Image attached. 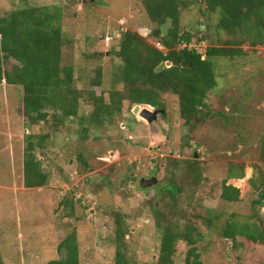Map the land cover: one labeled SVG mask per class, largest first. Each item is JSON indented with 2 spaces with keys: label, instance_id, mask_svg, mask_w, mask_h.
I'll return each instance as SVG.
<instances>
[{
  "label": "rangeland",
  "instance_id": "1",
  "mask_svg": "<svg viewBox=\"0 0 264 264\" xmlns=\"http://www.w3.org/2000/svg\"><path fill=\"white\" fill-rule=\"evenodd\" d=\"M64 1L29 0L28 4L62 10V30L70 42L63 49V64L74 66L77 87L84 96L78 116L67 120L58 132L51 123L26 128L22 87L0 84V264H46L58 258L57 246L71 230L77 233L80 264H114L117 217L126 231L122 245L126 260L130 264H156L161 233L155 228L149 206L160 195L164 206L161 200L156 206L172 215L171 208L167 212L165 207L170 199L162 190L169 186L171 174L176 185L184 183L181 166H175L173 160H199L206 178H223L231 164L241 163L246 173L249 169L254 173L253 166L264 173V45L244 44L242 57L216 60L217 87L205 100L211 116L195 129L179 123L176 98L164 95L165 114L153 124L134 114L135 106L130 112L114 114L102 126L90 127L83 136L79 134V119L94 111L87 93L95 91L102 96L112 89L120 62L108 51L117 45L121 34L143 32L140 36L148 44L161 45L151 34L157 28L149 23L141 0ZM23 4V0H0V17ZM203 10L204 5L199 4L182 13L181 33H191L195 41L206 36V48L230 41L232 37L216 29L217 16L203 17ZM192 46L204 52L198 44ZM96 52L107 53L102 58L88 57ZM99 68L103 86L92 87ZM44 135L48 136L44 147H36L34 155L48 182L42 188L28 189L24 186L26 139L32 136L37 142L38 136ZM150 176L157 178L158 184L140 188L139 181ZM186 182L188 186L177 195L175 214L183 210L189 216L200 215L197 195L209 185ZM252 199L250 191L242 204L205 203L221 214V219L213 230L200 225L203 240L197 247L203 264H264V245L240 241L241 236L252 234L251 227L257 229L256 220H245L251 214ZM65 203L74 206V213ZM231 213L236 216L234 223L230 222ZM173 220L178 227L186 223L179 216ZM229 224L239 234L234 245L223 237ZM172 259L174 264H185L184 253L177 252Z\"/></svg>",
  "mask_w": 264,
  "mask_h": 264
},
{
  "label": "trees",
  "instance_id": "2",
  "mask_svg": "<svg viewBox=\"0 0 264 264\" xmlns=\"http://www.w3.org/2000/svg\"><path fill=\"white\" fill-rule=\"evenodd\" d=\"M28 1L23 0L21 8L0 17V84L22 87L26 128L43 127L51 123L53 131L58 132L67 120L78 116L79 103L84 96L77 87L74 66L63 64V49L70 42L62 30V10L59 7L32 6ZM199 4L204 5L201 12L203 17L217 16L216 29L232 37L230 41L222 46L207 47L204 52L195 47L190 48L192 43H205L207 37L202 36L195 41L191 33H181L180 19L184 11ZM141 5L149 23L155 28L171 19L172 28L168 35L154 37L164 50L148 44L137 32L126 31L121 34L117 45L108 51L109 55L120 62L113 76L112 89L103 94L107 95L108 100L103 95L98 96L95 91L87 93L94 111L79 119L80 135L85 136L90 127L102 126L114 114L130 112L135 106L163 110L164 95L176 98L179 123L191 130L195 129L211 116L206 109L205 100L217 87L216 60L242 57L244 52L241 47L244 44L250 47L264 45V0H141ZM106 53L96 52L88 57L102 58ZM166 62H177L180 66L165 68L160 73L155 71L160 64ZM91 86H103L100 68L96 71ZM85 123L88 125L84 126ZM47 137L38 136L37 142L32 136L26 139L24 186L28 189L42 188L48 182V176L34 155L36 147H44ZM172 163L181 166V179H184L183 186L176 185L177 180L171 174L169 186L162 190L170 199L165 207L167 212L171 208L172 215L164 213V207L161 209L156 206L155 203L159 200L164 206V198L160 195L149 206L155 228L161 233L156 264H174L172 258L177 252L184 253L185 264H203L197 247L203 240L200 225L213 230L219 220L214 215L215 209L206 207L205 203L217 206L221 202H239L240 190L227 186V181L231 178H244L246 166L243 163L235 166L231 164L225 178H206L204 165L199 160H173ZM253 167L254 176L249 183L255 194L252 207L254 212H258L257 208L264 205V173L259 167ZM186 181L194 186L202 185V182L205 183L204 186L206 183L209 185L207 191L205 189L197 195V204L202 210L200 215L189 216L183 210H178L175 214L174 209L178 208L177 195L183 187L188 186ZM65 207L71 210V214L74 213L72 204L65 203ZM175 216L186 223L178 227L177 223L171 222ZM254 217L257 218L256 234L249 239L254 244L263 246L264 219L257 215ZM125 234L124 225L117 217L114 236L118 245L116 244L114 264H130L122 253ZM236 234L238 233L232 230H225L223 236L234 245ZM57 255L58 258L46 264H80L76 230L67 232L64 240L57 246Z\"/></svg>",
  "mask_w": 264,
  "mask_h": 264
},
{
  "label": "water",
  "instance_id": "3",
  "mask_svg": "<svg viewBox=\"0 0 264 264\" xmlns=\"http://www.w3.org/2000/svg\"><path fill=\"white\" fill-rule=\"evenodd\" d=\"M64 2L67 3L68 0H65ZM171 22H172L171 19H167L164 24H162L159 28H157L151 32L152 36L155 38H158L160 36H162V37L167 36L169 30L172 28ZM201 25H203L202 22H201ZM140 35L144 36L145 33L141 32ZM173 66L177 67V66H180V64L177 62H166L164 64H160V66L158 68H156L155 71L160 73L165 68H170ZM183 66H185V63H183ZM133 113L138 114V116L141 117L143 120H145L148 124H153L154 122L157 121L159 116H163L165 114V111L164 110H158V109L151 111L148 108H145V107L141 108L140 106H136L133 109ZM195 158H197V154H195ZM250 173L251 172L249 171L248 175ZM143 182H145V183H141L140 187L142 189H147V188H150V187L157 185L158 179L153 177L149 180H144ZM262 194H264V190H263Z\"/></svg>",
  "mask_w": 264,
  "mask_h": 264
},
{
  "label": "crops",
  "instance_id": "4",
  "mask_svg": "<svg viewBox=\"0 0 264 264\" xmlns=\"http://www.w3.org/2000/svg\"><path fill=\"white\" fill-rule=\"evenodd\" d=\"M249 171L251 172V174L253 173V171L252 170H250L249 169ZM248 171V172H249ZM248 172L246 173L245 172V177H248V176H251L249 179H247V180H245V177L244 178H242V179H238V178H231V179H229L228 181H227V186H232V187H234V188H237V189H239L240 190V201L239 202H237V203H228V202H221V203H227V204H239V203H243V201L247 198V195H248V193L251 191L252 192V195L255 197V194H254V192H253V190H252V187H251V185H250V183H249V180L254 176V173H253V175H248ZM226 177V176H225ZM225 177H223V178H225ZM217 178V177H216ZM240 185V186H239ZM263 192V191H262ZM253 199H252V202H251V208H250V210H251V214H250V216L248 215V219L246 218L245 220H246V222L247 223H249V222H251V223H253V221L255 222V220L257 219L256 217H254V215H257V216H261V213H260V209H259V211L258 212H254V210H252L253 209V207H252V203H253ZM220 203V204H221ZM219 204V205H220ZM219 205H217V206H219ZM256 211V210H255ZM217 211H215V213H214V215L215 216H218L219 217V220L215 223V225H214V228L213 229H215V226L218 224V222L220 221V219H221V214H217L216 213ZM236 216H235V214L234 213H231V223H234L233 222V219L235 218ZM241 217L242 216H239V218H240V220H241ZM245 217H246V215H245ZM262 217V216H261ZM263 218V217H262ZM252 219V220H251ZM244 220V221H245ZM245 222V223H246ZM262 222L260 223V225L262 226ZM254 225H256V223H254ZM250 226V225H249ZM217 227V226H216ZM256 227V226H255ZM225 230H231V225L229 224L228 226H227V228L225 229ZM249 230H252V234H246V237L245 236H241V238L242 239H240V241L242 242V243H244L245 242V240H249L250 242H252L249 238L250 237H252L254 234H256L255 232H256V229L254 228V227H251ZM224 233V232H223ZM238 233V232H237ZM238 236H239V234L237 235L236 234V242L237 241H239V239H237L238 238ZM224 237V236H223ZM244 237H245V239H244ZM230 244H232V241H228ZM236 242H235V244H236ZM241 242H239V243H241ZM251 244H254L253 242L251 243ZM255 246H260V245H258V244H255Z\"/></svg>",
  "mask_w": 264,
  "mask_h": 264
},
{
  "label": "built area",
  "instance_id": "5",
  "mask_svg": "<svg viewBox=\"0 0 264 264\" xmlns=\"http://www.w3.org/2000/svg\"><path fill=\"white\" fill-rule=\"evenodd\" d=\"M199 46H200L201 48H204V49L206 48L204 42H203V43H200ZM156 48L159 49V50H161V51L164 50L162 47L160 48V47L157 46ZM190 48H194V46H190ZM260 213H261V216H262L263 219H264V205L261 206V208H260Z\"/></svg>",
  "mask_w": 264,
  "mask_h": 264
},
{
  "label": "flooded vegetation",
  "instance_id": "6",
  "mask_svg": "<svg viewBox=\"0 0 264 264\" xmlns=\"http://www.w3.org/2000/svg\"><path fill=\"white\" fill-rule=\"evenodd\" d=\"M156 173H158V169H156ZM151 178H153V176H150V177H147L146 179H141L140 181H139V186L141 185V183H145V182H143L144 180H149V179H151ZM141 188V187H140ZM146 194V193H145Z\"/></svg>",
  "mask_w": 264,
  "mask_h": 264
}]
</instances>
